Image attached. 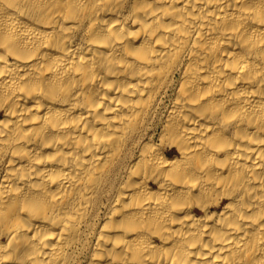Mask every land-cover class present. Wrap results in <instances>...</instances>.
<instances>
[{"label":"bare ground","instance_id":"bare-ground-1","mask_svg":"<svg viewBox=\"0 0 264 264\" xmlns=\"http://www.w3.org/2000/svg\"><path fill=\"white\" fill-rule=\"evenodd\" d=\"M0 264H264V0H0Z\"/></svg>","mask_w":264,"mask_h":264}]
</instances>
